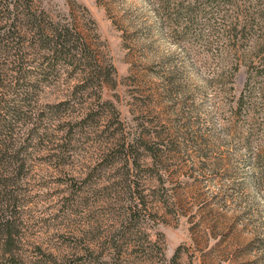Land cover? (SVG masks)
<instances>
[{"label": "rangeland", "instance_id": "1", "mask_svg": "<svg viewBox=\"0 0 264 264\" xmlns=\"http://www.w3.org/2000/svg\"><path fill=\"white\" fill-rule=\"evenodd\" d=\"M162 1L45 0L113 64L95 107L137 161L106 145L114 113L74 123L97 94L68 95L71 74L5 95L0 264H171L177 246L174 264H264V0Z\"/></svg>", "mask_w": 264, "mask_h": 264}, {"label": "trees", "instance_id": "2", "mask_svg": "<svg viewBox=\"0 0 264 264\" xmlns=\"http://www.w3.org/2000/svg\"><path fill=\"white\" fill-rule=\"evenodd\" d=\"M178 4L184 5L183 1ZM61 18L51 16L45 0H0V103H7L5 95L19 94L25 99L27 96L31 98L34 93L41 91L42 85L50 82V77L54 76L58 81L60 75L67 72L76 81L68 95L83 96V93L89 91L97 94L96 100L87 102L93 104L91 108L87 107V110L83 108L82 111L78 109L80 114L76 116L74 123L90 121L97 123L105 118L111 120V113H114L116 134L113 133L108 138L106 145L121 148V151H124L122 157L124 163H129L131 159L132 163H136L133 150L140 137H134L132 142L126 139L119 110H116L112 102L102 99L107 105L103 109L105 112H99L95 107L99 104L103 88L116 83L113 64L103 57L102 59L97 57L94 45L86 40L72 17L62 18L64 20ZM243 98V94L240 93L236 100L239 108ZM66 102L67 100L61 101L57 107ZM5 106L9 112H16L17 108L20 110L15 105ZM5 106H1L0 109ZM65 145L58 144L53 154L60 160L65 157ZM107 149L109 152L100 155V164H111L114 156L121 152L119 149L111 151L109 146ZM113 151H116V154ZM9 225L8 218L0 222V244L7 245L13 239L14 233L8 228ZM158 238L156 243L160 247L161 257L165 241L162 233H159ZM180 250V246L174 249L169 260L171 264L178 263ZM6 251L8 250L4 248L3 253Z\"/></svg>", "mask_w": 264, "mask_h": 264}]
</instances>
